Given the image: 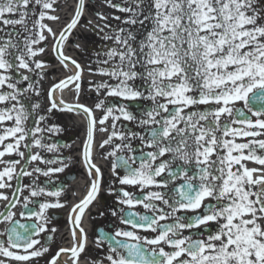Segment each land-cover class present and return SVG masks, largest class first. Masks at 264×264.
Masks as SVG:
<instances>
[{"label": "snow or ice", "instance_id": "obj_1", "mask_svg": "<svg viewBox=\"0 0 264 264\" xmlns=\"http://www.w3.org/2000/svg\"><path fill=\"white\" fill-rule=\"evenodd\" d=\"M57 2L0 0V200L7 201L0 264H40L46 256V264H67L65 255L80 264L85 212L102 186L93 158L97 132L107 134L98 147L109 149L108 192L124 206L111 215L126 227L98 228L96 258L85 257L87 264H264V139L257 138L264 137V0H102L122 15L95 12L101 23L87 21L106 42L92 53L96 67L88 65L90 74L107 77L89 81L98 97L104 93L93 107L56 95L69 85L77 100L81 93L85 68L64 49L86 0H77L59 34L44 22L60 19ZM49 36L72 74L48 88L45 103L49 65L37 57ZM56 112L85 117L89 186L69 213L72 246L50 254L57 229L49 227L48 210L65 207V188L38 180L64 172L71 160L42 154L70 147L49 142L64 130L49 123ZM13 180L10 198L2 190ZM17 205L25 222L16 219Z\"/></svg>", "mask_w": 264, "mask_h": 264}, {"label": "flooded vegetation", "instance_id": "obj_2", "mask_svg": "<svg viewBox=\"0 0 264 264\" xmlns=\"http://www.w3.org/2000/svg\"><path fill=\"white\" fill-rule=\"evenodd\" d=\"M93 0H86V6L84 10V15L81 18L80 24L76 29L73 30L72 35L69 37L68 42L65 45V54L76 59L82 67L85 68V71L82 76L81 82V93L79 99L77 100L76 94L74 92L73 86L69 85L68 89H65L62 93L57 92V97L63 96L64 100L69 103H80L88 107H93L98 99L103 98L104 93L101 92L98 97L95 91L90 90L89 81L96 82L106 80L107 77H102L99 75H92L88 72V65L91 64L92 68L96 67L95 64H92V60L95 57L92 55L93 51H99L104 42L99 35L93 32L89 27H87V21H92L93 24L101 23L95 15V12H104L105 14L112 13L114 15H122L114 9L107 8L103 5L102 0H95L97 6H89L92 4ZM116 2V0H114ZM77 0H58L56 7V12L54 15H58L60 19L58 21H44L48 23L53 30L59 34V31L70 21L72 15L74 14L75 5ZM111 24L116 25L118 22L115 20L110 21ZM45 35L48 34L45 32ZM46 44L45 53L41 56H38L37 59L44 60L48 63L49 67L47 69V75L42 81V86L44 90V101L47 102V90L53 83H57L59 80L64 79L66 76L72 74L71 65L69 69H64L57 60L55 54L52 51L53 39L49 36L46 42L42 43L41 46L44 47ZM79 44L81 47L77 48L75 45ZM94 114L99 117L101 115L100 111H95ZM49 123L59 124L64 130L61 133L54 134L51 136L49 142H57L60 145H70V147H61L58 153H42L47 158L51 159L56 156L62 157H71V160L65 159V163L68 164V167L61 173H54L50 178L40 176L38 183L42 186H46L49 189H54L56 187H64L65 194L60 197L61 202H65V207L61 209H49L48 215L51 217V223L49 227H55L57 232L54 234V242H49L52 244L50 248V254H54L60 247H71V225L69 224V213L73 204L77 203L80 199L86 195L89 181L86 175V168L83 161V144L85 141V117L83 114L75 115L73 113H61L56 112L52 120ZM109 126L111 121L108 122ZM99 127V125H98ZM107 136L106 133L97 132L95 134V141L93 145V158L94 162L101 167L103 176L101 181V192L98 195L97 199L93 202L92 205L86 209L84 220L82 226L84 227L88 235V243L86 251L82 254L80 264H87L85 257L96 258V251L94 250L93 240L96 238L97 229L104 227L107 231H114L115 227H126L122 225L117 217L111 215L112 210L124 207L117 203V198L115 195H110L108 192V187L111 184V172H110V159L105 160L104 154L109 150L106 146L105 149H100L98 145L105 139ZM258 139H264V137H257ZM119 142V141H116ZM246 142V140L238 141ZM35 151V149H33ZM15 157L5 156L4 159H13ZM23 163V162H21ZM39 163V162H37ZM41 168L46 166L39 164ZM53 167L59 165H52ZM249 167H253L251 162L248 163ZM3 165H0L2 168ZM19 170V166H17ZM30 170V169H29ZM29 177L23 178V183L27 184L30 182ZM50 180L51 182L45 184V181ZM12 189H4L9 197L11 198L12 190L16 187V181L12 182ZM114 186H119L118 184ZM129 191H136V189L129 188ZM24 195H28L27 190H25ZM41 199L52 200L51 197H42ZM7 204V201L0 200V211H4V206ZM30 207H32L30 205ZM13 211L16 212V219H20L21 222H25L19 215L21 211V206L17 205ZM134 211L143 212L144 209L140 206H137ZM103 212L104 215L101 216L100 213ZM4 228L3 224H0V230ZM41 243H44L45 234H41ZM50 256H46L40 260V264H46V260ZM63 260L67 261V264H71V261L68 259V256H63ZM17 264V262H13ZM31 264H36L35 261Z\"/></svg>", "mask_w": 264, "mask_h": 264}]
</instances>
